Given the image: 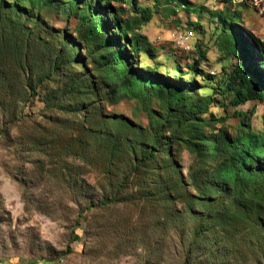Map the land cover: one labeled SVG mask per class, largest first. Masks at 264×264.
I'll list each match as a JSON object with an SVG mask.
<instances>
[{
  "label": "rangeland",
  "instance_id": "rangeland-1",
  "mask_svg": "<svg viewBox=\"0 0 264 264\" xmlns=\"http://www.w3.org/2000/svg\"><path fill=\"white\" fill-rule=\"evenodd\" d=\"M136 1V9H149L150 19L135 30V70L154 81L192 86L194 102L210 97L204 119L226 118L211 123V130L235 135V113L241 112L253 131H264L259 102L229 104L233 94L223 85L238 60L223 48L218 16L239 17L233 22L244 36L264 46V0ZM122 9L121 18L135 25L139 10ZM80 15L63 3L36 6L34 15L22 17L31 27L29 50L21 64L5 60L1 70L10 84H0V262L264 264L261 233L248 227L217 229L212 241L189 247L192 225L164 204L157 178L159 172L174 177L167 184L177 211L182 204L194 207L192 156L177 129L184 110L170 111L166 95H107L94 47L78 28ZM106 36L113 39L112 30ZM180 36L191 39L183 45ZM64 41L73 53L71 66L58 60L70 51L63 50ZM87 73L98 97L70 92V76ZM155 134L159 158L134 171L132 158L145 152ZM173 160L188 193L176 189L177 179L167 171Z\"/></svg>",
  "mask_w": 264,
  "mask_h": 264
},
{
  "label": "trees",
  "instance_id": "trees-1",
  "mask_svg": "<svg viewBox=\"0 0 264 264\" xmlns=\"http://www.w3.org/2000/svg\"><path fill=\"white\" fill-rule=\"evenodd\" d=\"M134 1L136 0H0V84H10L8 75L1 72L5 60L21 64L29 50L25 42L30 39L31 27L22 20L23 16L34 15L36 6L47 7L60 3L70 11L80 12L78 28L84 29L85 40L94 47L93 58L96 57L100 80L107 95L125 96L127 93H134L145 99L153 95H166L170 111L179 108L184 110L177 120V129L184 135V147L192 156L189 171L191 187L196 193H190L194 207L187 208L182 204L181 210L177 211L173 191L167 184L169 177H174L169 172L164 174L157 169V178L164 204L173 207L176 215H180L179 218L187 219L192 225L189 247L205 245L212 241L209 238L212 232L233 226L259 231L264 240V131H253L245 114L241 112L235 113L239 119L235 135H229L222 128L218 131L211 130V123H224L226 118H217L211 114L210 120L204 119L210 97L194 102L189 92L192 86L182 88L154 81L152 77L135 70L131 58L139 52V41L134 38L135 30L150 19V14L147 8L136 9L137 1ZM123 6L139 10L140 17L135 25L121 18ZM218 16L224 27L221 37L223 48L238 60L237 66L227 74L223 85L227 92L233 94L229 104L238 107L257 101L264 107L263 44L253 36H244L233 22L239 17L228 21L221 14ZM108 30H112L113 39L106 36ZM66 49L70 50V44L64 41L63 50ZM200 56L203 59L205 55L201 53ZM58 60L63 61L62 66H71L72 51L60 54ZM82 66L85 67V64ZM89 76L90 73L84 77L70 76V92L98 97L97 86L93 82L87 83ZM36 89V86L31 87L33 94ZM165 120L163 130L168 128L167 117ZM262 123L264 126V113ZM156 136L157 134L151 138L145 152L137 160L136 157L132 158L134 171L159 158ZM164 151L168 157L171 156L169 147H165ZM168 168L167 171L170 170L177 179L176 189L180 188L181 193H188L189 186L177 163L171 161Z\"/></svg>",
  "mask_w": 264,
  "mask_h": 264
},
{
  "label": "built area",
  "instance_id": "built-area-1",
  "mask_svg": "<svg viewBox=\"0 0 264 264\" xmlns=\"http://www.w3.org/2000/svg\"><path fill=\"white\" fill-rule=\"evenodd\" d=\"M191 38H183V36L179 37V43H182L183 45H185V43L187 41H189Z\"/></svg>",
  "mask_w": 264,
  "mask_h": 264
},
{
  "label": "crops",
  "instance_id": "crops-1",
  "mask_svg": "<svg viewBox=\"0 0 264 264\" xmlns=\"http://www.w3.org/2000/svg\"><path fill=\"white\" fill-rule=\"evenodd\" d=\"M0 264H11V263H8V262H0Z\"/></svg>",
  "mask_w": 264,
  "mask_h": 264
}]
</instances>
